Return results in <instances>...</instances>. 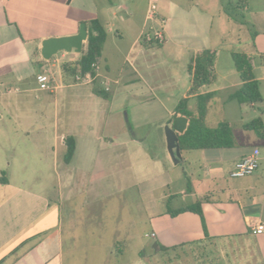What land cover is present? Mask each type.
I'll use <instances>...</instances> for the list:
<instances>
[{"label":"crops","instance_id":"0c3cea01","mask_svg":"<svg viewBox=\"0 0 264 264\" xmlns=\"http://www.w3.org/2000/svg\"><path fill=\"white\" fill-rule=\"evenodd\" d=\"M148 1L0 0V104L4 99L2 95L9 92L6 89L9 82L19 87H15V91L48 92L52 99L45 102V111L50 110V115L46 116L49 122L44 130L53 156L57 158L61 153L63 159L65 143L61 142L66 136H72L75 142L68 163L54 160L53 174L57 181L49 182L53 184L51 189L49 185L37 188L29 185L27 161L17 162L14 156L5 161L0 147V264H66L67 254L71 264L78 263V240L82 236V224L86 222L80 210L87 204L78 199L70 204L74 208L72 213L63 215L60 193L64 179H68L57 169L86 150V155L98 164L99 172L106 173L110 169L107 174L116 189L138 187L142 195L149 194L153 202L156 197L152 193L167 190L159 198L185 200L180 204L177 202L172 209L204 198L200 205L206 234L198 215L184 212L169 217L165 209L150 219V237L153 234L152 239L157 244L170 248L208 242L223 253L233 250L230 253L235 264H244L242 260L250 254L253 259L258 256L259 262L255 260L264 264V230L260 234L252 233L258 224L264 226V139L243 129V124L248 121L244 122L240 117L238 126L242 134L240 140L233 135L234 147L180 151L179 161L188 165L191 172L184 176L185 188L179 187L177 177L170 175L174 163L168 152L163 159L154 157L144 147L145 139L136 137L133 132L141 117L139 110L148 102L158 104L165 111L170 117V125L173 114L181 116L174 112L180 99L186 98V109L195 112L196 96L206 93H213V96L207 105L205 124L209 110L222 92L225 97L220 101L221 106L234 101L240 111L245 106L254 110L256 103L239 104L235 99H229L241 86L235 68L234 72L230 69L222 75L216 71L221 49L211 35L214 18L219 20L218 39H224L228 19L235 22L234 15L230 11L223 15L227 9L219 0H157L156 14L148 20ZM250 7L244 0L243 10L246 9L249 16L261 17L259 20L249 18L255 30L249 33V42L243 44L239 52L249 59L261 103L264 74L261 66L260 72L255 73V64L264 54V10ZM91 18L98 19L106 38L96 61L93 80L75 83L63 71V66H73L85 44L79 53L59 51L49 60L42 59L40 44L48 37L75 34L79 24L84 23L86 28V22ZM242 18L245 20L244 16ZM245 23L249 24L247 20ZM158 28H163L165 38L161 44L149 40L151 32ZM203 49L215 51L214 80L188 95L190 75L187 66ZM40 72L49 74L53 90L37 88L34 76ZM96 90L103 91L105 96L97 95ZM5 100V107L16 112L17 101L12 104L10 98ZM41 100L44 102L47 98L44 96ZM122 111L127 114L123 116ZM18 123L20 125L15 115V130ZM7 126L0 118V127ZM246 132L253 134L244 135ZM2 134L0 131V141ZM245 138L251 139V146L242 145ZM253 148L259 150L256 172L248 178H230L234 164ZM132 169L138 177L136 184L124 178ZM61 170L68 174L66 168ZM14 175L21 177L16 181ZM116 176L125 183L120 184ZM90 192H93L92 187ZM251 240L254 248L250 246Z\"/></svg>","mask_w":264,"mask_h":264},{"label":"rangeland","instance_id":"374dc122","mask_svg":"<svg viewBox=\"0 0 264 264\" xmlns=\"http://www.w3.org/2000/svg\"><path fill=\"white\" fill-rule=\"evenodd\" d=\"M219 1L227 9L223 12V15L230 11L234 15L233 19L235 20L234 22L228 19L229 23L226 25L225 38L218 39L217 24L219 20L216 16L214 18L215 22L213 23L211 35L213 41L217 39L221 49L219 50L216 71L222 75L228 73L230 69L234 72L229 52L241 51V46L249 42L251 38L249 33L255 30L249 18L252 17L259 20L261 16L253 14L249 16L247 10H243L244 0ZM246 1L252 10L255 8L264 10V0ZM241 14L249 24L245 23ZM223 15L221 16L223 17ZM237 39H239V42ZM259 63L256 59L255 73L260 72ZM71 78L75 83H87L76 82L74 77ZM15 87L19 88L14 82L7 84L6 89L9 92L2 95L4 99L0 104V118L8 124L7 128L0 127V131L3 133L0 141L2 154L5 156V161L6 159L10 161L11 156H14L17 162L27 161L29 165L26 178L29 185L34 188L40 187V185L45 187L49 185L51 189L53 184L51 183L50 185L49 182L56 183L57 181V176L53 174L54 166L56 165L54 160L59 161V163L63 160L61 153L57 158L53 156L51 143L46 141L44 130L45 124L49 122L46 116L47 114L48 116L50 115V110L49 112L45 111V102L48 103L52 97L48 92L44 91H29L28 93L15 91ZM44 96L47 100L43 102L41 98ZM224 97L225 94L223 92L220 93L217 98L218 102L209 110L206 120V124L209 127L215 126L219 121L227 120L231 123L234 137L240 140L242 134L238 126L240 117H242V121L246 122L253 117L259 116L263 119L264 129V98L261 103L256 102L254 110L245 106L240 111L234 101L227 102L226 105L221 106L220 101ZM7 98L11 99L12 104L17 101L16 112L5 107L6 104L4 102L7 101L5 100ZM139 111L141 117L138 124L133 127L134 135L145 139L144 147L151 155L159 159L165 158L168 154L164 128L170 125V117L154 102H148ZM124 113L127 114V111L121 112L123 116ZM15 115L17 122H20V125L19 123L17 124L19 126H17L16 130L13 124ZM252 132H246L244 135L253 134ZM252 143L250 138H245L244 142L242 141V145L245 146H251ZM61 144L64 145V142H61ZM131 151L132 149L130 148L129 153ZM87 152V150L82 151V154H78L69 164H60L58 169L56 168L60 171V175L68 179L65 180L63 178L64 186L61 188L62 191L60 193V199L63 201L60 211L63 210V215L68 216L70 212L72 213L74 208L70 204L77 202L78 199L87 204L80 210V215L86 222L82 224V236L78 240L80 246L77 249V252H79L76 256L78 258L77 264H235L230 253L233 250L224 251V254L223 251L220 252L215 245H211L208 242L182 246L163 252L159 251L157 246L154 248V240L150 237L152 231L150 219L156 213L163 212L167 204L170 208H174L177 202L180 204V202L185 200L159 198L162 193H167V190L152 193L156 197V201L153 202V199H150V195H142L138 187L116 189V186L110 183L111 176L107 174L110 169H107L106 173L99 172L98 164L86 155ZM131 161L135 162L133 159ZM179 162L171 167L170 175L176 176L179 187L185 188L184 176L191 173L190 167L181 161ZM64 168L68 172L66 175L61 170ZM20 177V175H14L16 181ZM245 177L248 178L247 176ZM124 178L134 184L138 181L136 171L133 169ZM119 180L121 181L120 184L122 182L125 183L122 179ZM111 184L113 185L111 186ZM90 187H92L93 192H90ZM170 191L172 192L173 190L170 189ZM113 245L115 246L113 247ZM250 246L252 248L255 247L252 240ZM79 250L82 251V254ZM65 257L66 264H71L69 255L67 254ZM253 258L252 254H250L242 262L244 264H254L255 262L259 264L260 258L258 256L255 258L258 262ZM236 263L239 262L237 261Z\"/></svg>","mask_w":264,"mask_h":264},{"label":"trees","instance_id":"16d2710c","mask_svg":"<svg viewBox=\"0 0 264 264\" xmlns=\"http://www.w3.org/2000/svg\"><path fill=\"white\" fill-rule=\"evenodd\" d=\"M87 41L80 58L73 66L64 65L63 71L68 76L75 77L76 75H84L90 73L94 75L91 67L96 63L97 58L101 55L103 44L105 42L106 33L98 19L91 18L86 22ZM215 51L203 49L191 58L187 66V72L190 75V87L188 95H193L196 91L205 85L210 84L214 80L212 71L213 58ZM233 66L239 74L241 86L229 99H235L239 104L256 103L261 100L258 91V83L254 79L252 68L249 59L245 54L240 52H232L230 54ZM99 96H105L103 91H95ZM213 93L197 95V109L195 112H190L186 109V98L178 101L174 112L187 118L185 130L177 134L180 151L199 150V149H217L234 147L233 131L230 123L227 121H219L215 127H208L205 124V116L207 113V105L211 100ZM244 130L253 131L255 135L264 139V129L262 120L257 117L245 124ZM65 153L63 161L68 163L71 159L75 147L74 138L66 136L64 138ZM2 181V179H1ZM204 198L196 199L192 204L183 206L177 209H172L166 205V215L174 217L180 213L190 212L199 216L204 233L206 234L204 218L201 211V201ZM182 246L165 247L157 244L159 251L174 250Z\"/></svg>","mask_w":264,"mask_h":264},{"label":"water","instance_id":"95a60500","mask_svg":"<svg viewBox=\"0 0 264 264\" xmlns=\"http://www.w3.org/2000/svg\"><path fill=\"white\" fill-rule=\"evenodd\" d=\"M87 41V30L84 23H80L75 34L60 37H48L41 41L40 55L42 59L49 60L59 51L69 52L71 50L79 53L83 44ZM187 118L184 116L172 115L171 125L164 128L166 137V149L172 162L176 164L181 158V152L178 144V135L186 128ZM157 242L153 243L156 248Z\"/></svg>","mask_w":264,"mask_h":264},{"label":"built area","instance_id":"2783aa9c","mask_svg":"<svg viewBox=\"0 0 264 264\" xmlns=\"http://www.w3.org/2000/svg\"><path fill=\"white\" fill-rule=\"evenodd\" d=\"M156 2L157 0H149L147 9H146V19H153L156 14ZM163 28H158L153 30L152 35L149 37V40H152L156 44H161L164 41ZM260 66L264 74V54L260 56ZM94 73L96 71L97 65L93 63L91 65ZM76 82H91L94 78V75L90 73H85L84 75H76ZM36 86L39 90L51 91L54 86L52 85L51 77L46 72L36 73L34 76ZM107 89V88H106ZM259 165V150L253 148L249 153L240 158L233 166L232 170L229 172L230 178H242L253 174ZM264 230V226L258 224L255 228L252 229L253 234H260ZM153 234H151V237Z\"/></svg>","mask_w":264,"mask_h":264}]
</instances>
